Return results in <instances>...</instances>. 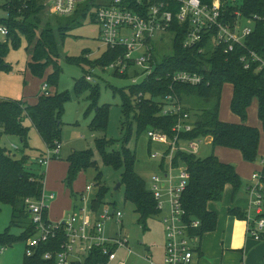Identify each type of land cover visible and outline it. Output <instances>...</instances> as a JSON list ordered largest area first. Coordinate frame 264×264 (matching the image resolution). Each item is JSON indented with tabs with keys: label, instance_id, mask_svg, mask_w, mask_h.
<instances>
[{
	"label": "trees",
	"instance_id": "16d2710c",
	"mask_svg": "<svg viewBox=\"0 0 264 264\" xmlns=\"http://www.w3.org/2000/svg\"><path fill=\"white\" fill-rule=\"evenodd\" d=\"M200 1L204 5L211 4V0ZM222 2H228L225 7L229 14L240 11L245 18H256L253 33L247 38L246 43L251 50L264 56V0H238L239 3L236 5H231L230 0ZM46 10L44 0H15L7 10V18H0V25L7 29L5 40L0 42V74L12 70L11 65L6 62L7 55L11 50L19 49L23 40L27 44L26 51L31 60L29 67L33 74L41 76L47 64L55 63L59 59L67 32L78 25L75 19L83 9L65 18L49 15ZM82 16L84 17V14ZM170 33L174 35L172 53L163 56L160 61L153 56L156 74L163 76L166 72L174 71L199 73L204 76V84L196 87L176 85L171 91L164 78L157 81L155 77H151L140 85L127 87L128 94L123 90H114L122 95L121 108L124 116L129 117L132 113V120L138 132L153 130L173 139L172 127L175 116L160 115L164 105L163 98L172 93L178 102L184 105L185 112L190 115L191 109L197 112L193 118L192 131L183 134L182 140L209 137L213 148L238 150L244 161H254L259 144V131L248 126L245 120L249 106L256 101L257 118L264 130V70L256 71V64L250 70H245L239 61L242 54L240 49L227 55L223 54L222 49L210 47L208 42L200 43L193 49L183 48L185 30L181 29L176 20L172 22ZM200 49L202 52H199ZM122 51V48L108 49L94 61L89 60L88 54L82 59H66L68 63L84 64L88 67V72L75 83L73 93L78 97L86 91L89 92L88 112H94L89 125L92 131H106L109 105L98 106L99 86L90 84L85 78L96 77L90 71L109 65L122 54ZM57 75L58 69L47 79L46 86L56 87ZM225 84L232 87L229 108L240 119V123L224 122L219 118L221 91ZM139 94L142 97L139 98ZM70 100L71 94L67 91L56 92L53 95L42 93L35 105L0 99V140L2 136L17 138L22 149L26 150L29 148V131L34 128L46 148H53L60 142L64 105ZM27 121L30 126L25 125ZM126 141L124 140V145ZM112 144L113 142L105 137L97 139L95 152L105 166L122 170L120 186L124 188V200L133 205L137 214V224L146 227L147 220L159 214L155 200L144 180L135 172V155L125 146H122L121 151H110L109 147ZM175 155L173 165L182 164L188 174V182L181 196L187 220L196 219L201 223L198 229L191 231V234L202 237L205 233L213 232L217 223L216 213L207 210L208 203H220L227 185L232 189L233 201L241 188L240 177L235 166L221 162L214 154L204 159L182 152ZM93 158L94 152L91 150L72 153L67 160L65 181L68 187H71L80 172L96 167ZM30 164L29 156L22 155L16 158L10 150L0 145V207L8 205L11 208L10 226L0 233V251L12 246L15 240L27 241L35 234L24 201L27 198H40L44 190V174L34 173L28 166ZM164 164L165 160L162 159L160 170ZM100 176L101 173H98L96 180H99ZM261 181L264 184V166ZM105 194V188L99 187L92 204L94 208L102 203ZM227 213L238 220H246V214L238 207L228 208ZM12 226L21 229L19 236L10 233L9 229ZM262 239L264 240V235ZM64 240L61 235L42 244L32 258L24 256L23 264H44L42 255L46 252H58ZM104 261L105 258L99 251H92L81 264H100Z\"/></svg>",
	"mask_w": 264,
	"mask_h": 264
},
{
	"label": "built area",
	"instance_id": "2783aa9c",
	"mask_svg": "<svg viewBox=\"0 0 264 264\" xmlns=\"http://www.w3.org/2000/svg\"><path fill=\"white\" fill-rule=\"evenodd\" d=\"M13 1L15 0H0V12L5 15L3 19L7 18V10ZM226 3L222 0H211L210 5L202 4L200 0H104L100 3L97 0H47L45 6L49 14L57 17H69L85 5L95 8L93 19L100 27V43L105 51L123 49L115 61L99 69L130 79L131 85H140L151 77H155L157 81L164 78L172 91L176 85L196 87L205 82L202 74L188 71L166 72L163 76L156 74L153 60V56L155 58L159 51L156 43L165 44L168 42V35L174 36L170 33L173 20L185 30L183 48L193 49L200 43L208 42L210 47L222 49L223 54L227 55L240 49L242 54L239 61L245 70H250L254 64L257 65L256 71L264 70V56L251 50L246 43L253 33L256 18H245L240 11L229 14ZM237 3L238 0H230L231 5ZM86 12L84 10L81 14L85 15ZM0 31L7 35L5 26L2 25ZM94 72L93 69L91 73ZM85 79L87 82L93 80L90 76ZM42 93L49 95L46 86L42 87ZM138 97L142 95L139 94ZM163 102L160 115L175 116L173 139L163 133L147 131L152 142L166 146L160 158V161L165 160L164 167L161 174L153 176L149 189L155 200L156 210L159 214L165 211L162 217L166 238L163 264H199L197 248L201 237L192 235L191 231L198 229L201 223L196 219L187 220L181 196L188 182V174L184 166L182 169H179L181 166H173V156L177 152L196 156L205 140L202 137L182 140L183 134L192 131L194 119L185 112L184 105L172 93L166 95ZM11 149L16 151L19 148L12 146ZM59 150L58 143L53 155L47 148L37 159V163L46 166ZM157 155L158 153H154L153 157ZM252 178L259 183L250 189L251 199L245 211L247 235L260 241L264 235L262 172L253 174ZM54 199L55 194H47L43 190L39 199L27 198L24 201L35 229V234L26 241V258H32L42 244L62 235L65 240L60 244L59 251L42 255L44 264H81L92 251H99L105 258L100 264H123L117 262L116 252L119 248L127 249L125 238L119 233L109 238L104 236L105 224L113 219L119 222L122 215L109 208L100 209L102 203L94 208L92 204L96 199V192L93 194V186H86L85 191L77 195L75 205L58 222H51L47 218L48 204ZM252 212L254 218L251 217Z\"/></svg>",
	"mask_w": 264,
	"mask_h": 264
},
{
	"label": "rangeland",
	"instance_id": "374dc122",
	"mask_svg": "<svg viewBox=\"0 0 264 264\" xmlns=\"http://www.w3.org/2000/svg\"><path fill=\"white\" fill-rule=\"evenodd\" d=\"M102 1L104 0H97V3ZM46 3L47 0H44V5ZM80 8V10L83 9L82 11L86 10V14L84 17L79 14L75 19V23L78 25L67 32L68 35L60 49L59 59L55 63L47 64L41 76L31 72L29 67L31 60L26 51L25 40L22 41L19 49L11 50L7 55L6 62L11 65L12 70L9 73L0 74V99L24 100L28 105H35L38 95L42 94V87L47 85V79L58 69L56 87L46 86L47 92L49 95H53L56 92L67 91L71 94V100L64 105L60 126V142L58 143L60 150L55 155V159H50L46 166L37 163V159L47 151V148L34 128L29 131L28 149H22L19 140L9 136H2L0 145L10 150L16 158H20L22 155L29 156L31 164L28 166L31 170L34 173L44 174V191L47 194H55V199L49 202L47 208L49 221L58 222L62 220L64 212L71 203H73L72 207L76 203L74 200L75 193L85 191L86 186L91 185L94 194L102 186L105 188L106 194L102 198L100 209L109 208L110 211L116 210L122 215L119 222L113 219L105 224L104 236L109 238L119 233L128 243L127 249L119 248L117 250V262L123 264H163L166 238L162 217L165 215V211L148 219L146 227L138 225L137 214L133 205L124 200V188L122 186L117 188L121 182L122 170H116L103 164L100 156L95 152V141L102 137L112 141L113 144L109 147L110 151H121L122 146L128 148L135 155V172L144 180L148 189L151 187L153 176L161 174L160 158L166 146L152 142L148 137V130L138 132L132 120V113L129 117L124 116L121 108L122 95L114 90H123L125 94H128L126 88L131 85V80L115 77L111 72L101 71L99 68L94 69L96 77L90 76L93 80L89 83L99 86L98 106L109 105L108 124L105 132H95L90 129L89 125L94 112H88L90 104L87 97L89 92L86 91L78 97L73 93L75 83L88 72V67L84 64L68 63L66 59H82L89 54L87 56L89 60L94 61L102 56L105 48L100 43V27L93 20L95 8L88 6ZM46 12L49 13L48 10ZM4 17L3 12H0V18ZM1 27L2 25H0ZM167 38L168 42L165 44L156 43V47L159 49L155 54L157 61L172 53L173 36L170 34ZM4 40L5 35L0 31V42ZM231 96L232 87L225 84L221 91L219 118L224 122L240 123V119L229 108ZM190 112L192 118H195L197 114L195 109H191ZM245 122L259 131V144L254 161H244L238 150L223 147L213 148L208 142L209 137H202L205 141L202 142L196 157L204 159L214 154L221 162L235 166L240 177L241 188L235 195L233 202L246 208L251 199L250 189L259 183L258 180H253L252 176L255 173L260 174L264 166V130L257 118L256 101H253L249 106ZM25 125L30 126V123L27 121ZM124 140H127L125 145L123 144ZM12 146L19 149L12 150ZM54 149L55 146L49 148L52 155ZM86 150L94 152L93 159L96 162V167L80 172L71 187H68L65 181L67 160L73 152ZM154 153H158V155L153 157ZM175 156L174 154L173 160ZM179 167L182 169L183 165L181 164ZM98 173H101V176L99 180H96ZM174 174L176 175L177 172ZM230 197L231 193L229 201ZM251 217H255L253 212ZM10 221V206H1L0 233L10 226ZM9 231L13 236H19L21 233V229L14 226L10 227ZM25 246L26 241L15 240L12 246H7L5 250L0 252V264H23Z\"/></svg>",
	"mask_w": 264,
	"mask_h": 264
},
{
	"label": "crops",
	"instance_id": "0c3cea01",
	"mask_svg": "<svg viewBox=\"0 0 264 264\" xmlns=\"http://www.w3.org/2000/svg\"><path fill=\"white\" fill-rule=\"evenodd\" d=\"M22 102L27 103L24 100ZM208 142L211 143L210 138ZM80 193H75L74 199ZM72 205L73 203L67 208L64 215L71 209ZM230 207H238L242 211H246L249 205L245 208L243 205L235 204L232 201V189L227 185L224 188L220 203H208L207 210L216 213L217 223L213 232L205 233L200 238L197 248L198 263L264 264V240L256 241L250 238L247 235V221L229 216L227 210Z\"/></svg>",
	"mask_w": 264,
	"mask_h": 264
},
{
	"label": "water",
	"instance_id": "95a60500",
	"mask_svg": "<svg viewBox=\"0 0 264 264\" xmlns=\"http://www.w3.org/2000/svg\"><path fill=\"white\" fill-rule=\"evenodd\" d=\"M120 186V184H118L117 188Z\"/></svg>",
	"mask_w": 264,
	"mask_h": 264
}]
</instances>
